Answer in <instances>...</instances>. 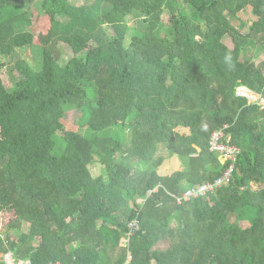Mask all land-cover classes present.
<instances>
[{"label": "trees", "instance_id": "16d2710c", "mask_svg": "<svg viewBox=\"0 0 264 264\" xmlns=\"http://www.w3.org/2000/svg\"><path fill=\"white\" fill-rule=\"evenodd\" d=\"M35 1L0 7V54L32 51L13 86L0 74V216L13 215L0 253L32 264H264V66L244 56L247 40L264 54V0H38L71 49L64 65L35 43ZM69 104L89 113L90 134L67 126ZM226 125L240 149L232 179L179 202L223 174L209 144ZM114 127L128 128L126 141L102 134ZM162 150L186 165L159 171Z\"/></svg>", "mask_w": 264, "mask_h": 264}, {"label": "rangeland", "instance_id": "374dc122", "mask_svg": "<svg viewBox=\"0 0 264 264\" xmlns=\"http://www.w3.org/2000/svg\"><path fill=\"white\" fill-rule=\"evenodd\" d=\"M36 0L33 4L27 7V11L31 16L32 29L35 35V43L45 46L53 57L59 61L62 65L68 62V60L72 57L71 49L62 41H59L57 35L51 29V22L47 15L41 14L39 12V8L37 6ZM76 4H84L85 0H73ZM4 4V0H0V7ZM243 17L245 15L243 14ZM164 21H168V16L166 14L163 15ZM134 25H138L136 21H133ZM227 45L233 47V42L229 39L225 40ZM246 43V51L244 52L245 58H252L256 61L259 66H264V54L258 53V46L255 44L254 40L245 41ZM32 51L28 49H19L18 53L14 55H10L8 57L2 56L0 54V74L6 83L7 86H13L16 81L21 78V74L17 69V62L20 58L30 59L32 56ZM246 89V85H240L238 90L239 92H244ZM94 89L88 87V95L89 97L94 96ZM249 94H252L254 97L251 99L252 101L259 100L260 94L254 91H248ZM59 97H55V103L59 104ZM66 121L67 126L82 132L84 134H90L89 129L86 126V122L89 118V113L82 108H79L75 105L69 104L67 106L66 112ZM102 134L107 135H118L120 139L126 141V138L129 137V131L127 127H114L106 130ZM160 156L164 158L162 163L159 166V171L163 173H171L177 169H182L184 165V161L178 156H170L166 150H162L160 152ZM12 214H1L0 216V230L4 228L9 220L11 219ZM249 224V221L245 220L242 222V225L245 227ZM126 240H122L124 243ZM168 245L167 242H162L157 245V247H166Z\"/></svg>", "mask_w": 264, "mask_h": 264}, {"label": "built area", "instance_id": "2783aa9c", "mask_svg": "<svg viewBox=\"0 0 264 264\" xmlns=\"http://www.w3.org/2000/svg\"><path fill=\"white\" fill-rule=\"evenodd\" d=\"M261 102L264 104V98L261 99ZM226 127L227 125L215 130L212 134L209 144L210 149L219 153V156L222 158L223 162H227V166L224 169L223 174L214 181H208L189 188L181 196L177 197L179 202H182L183 200H189L194 197L210 195L218 188L228 184L232 179L240 149L238 145L231 141V137H226ZM2 259L6 260L9 264H32L30 261H15L12 253H0V260ZM129 259H131V257H129Z\"/></svg>", "mask_w": 264, "mask_h": 264}, {"label": "water", "instance_id": "95a60500", "mask_svg": "<svg viewBox=\"0 0 264 264\" xmlns=\"http://www.w3.org/2000/svg\"><path fill=\"white\" fill-rule=\"evenodd\" d=\"M246 89H247L248 91H251V89H250L249 87H247V86H246ZM238 93H240V94H244V93H241V92H238ZM244 95H247V96L249 97L250 100L254 98V97H252V95H249V94H244ZM251 101H252V100H251Z\"/></svg>", "mask_w": 264, "mask_h": 264}, {"label": "crops", "instance_id": "0c3cea01", "mask_svg": "<svg viewBox=\"0 0 264 264\" xmlns=\"http://www.w3.org/2000/svg\"><path fill=\"white\" fill-rule=\"evenodd\" d=\"M246 91H248V90L246 89ZM251 92H252V90H251ZM241 93H244V94H249V93H245V91H244V92H241Z\"/></svg>", "mask_w": 264, "mask_h": 264}, {"label": "bare ground", "instance_id": "6f19581e", "mask_svg": "<svg viewBox=\"0 0 264 264\" xmlns=\"http://www.w3.org/2000/svg\"><path fill=\"white\" fill-rule=\"evenodd\" d=\"M245 93H248V91H246V89H244ZM249 95H252V94H249ZM253 97V96H252Z\"/></svg>", "mask_w": 264, "mask_h": 264}, {"label": "clouds", "instance_id": "9594fccd", "mask_svg": "<svg viewBox=\"0 0 264 264\" xmlns=\"http://www.w3.org/2000/svg\"><path fill=\"white\" fill-rule=\"evenodd\" d=\"M136 225V223L133 225V226H135ZM124 242H126V241H124ZM131 259H129V261H130Z\"/></svg>", "mask_w": 264, "mask_h": 264}]
</instances>
